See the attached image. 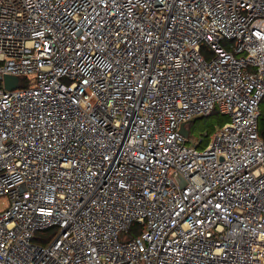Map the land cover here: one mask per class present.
I'll list each match as a JSON object with an SVG mask.
<instances>
[{"label": "built area", "instance_id": "obj_1", "mask_svg": "<svg viewBox=\"0 0 264 264\" xmlns=\"http://www.w3.org/2000/svg\"><path fill=\"white\" fill-rule=\"evenodd\" d=\"M263 101L264 0H0V264H264Z\"/></svg>", "mask_w": 264, "mask_h": 264}, {"label": "rangeland", "instance_id": "obj_2", "mask_svg": "<svg viewBox=\"0 0 264 264\" xmlns=\"http://www.w3.org/2000/svg\"><path fill=\"white\" fill-rule=\"evenodd\" d=\"M262 108H264V101L262 102ZM228 120V116L221 114L217 109L212 112L209 116H198L194 121L188 122L189 136L191 138L201 141L200 147H204L214 132L217 125L223 124ZM7 198L5 196H0V211L6 205ZM132 234L139 232L136 229V225L133 226ZM126 233H121L124 236ZM53 235V228H48L45 230H40L36 232L37 238L34 239L35 242L50 240Z\"/></svg>", "mask_w": 264, "mask_h": 264}, {"label": "water", "instance_id": "obj_3", "mask_svg": "<svg viewBox=\"0 0 264 264\" xmlns=\"http://www.w3.org/2000/svg\"><path fill=\"white\" fill-rule=\"evenodd\" d=\"M4 85L7 89H12V88L18 87L20 85V78L17 76H11V75L5 76L4 77ZM194 120H195V118H193L191 121H194ZM180 131L183 135H185V136L188 135V129L186 128V126L184 124L181 125ZM181 183H182V181H181Z\"/></svg>", "mask_w": 264, "mask_h": 264}, {"label": "trees", "instance_id": "obj_4", "mask_svg": "<svg viewBox=\"0 0 264 264\" xmlns=\"http://www.w3.org/2000/svg\"><path fill=\"white\" fill-rule=\"evenodd\" d=\"M21 82H25V83H26V79H22V80H20V84H21ZM19 86H20V85H19ZM211 114H212V113H211ZM211 114H210V115H211ZM260 125H261L262 128H264V120H261V121H260Z\"/></svg>", "mask_w": 264, "mask_h": 264}]
</instances>
